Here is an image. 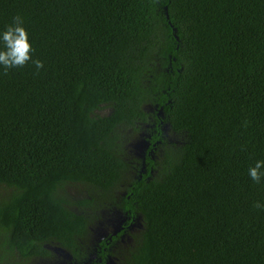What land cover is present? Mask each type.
<instances>
[{
    "label": "trees",
    "instance_id": "16d2710c",
    "mask_svg": "<svg viewBox=\"0 0 264 264\" xmlns=\"http://www.w3.org/2000/svg\"><path fill=\"white\" fill-rule=\"evenodd\" d=\"M16 16L44 67L0 70V264H264V0Z\"/></svg>",
    "mask_w": 264,
    "mask_h": 264
},
{
    "label": "clouds",
    "instance_id": "9594fccd",
    "mask_svg": "<svg viewBox=\"0 0 264 264\" xmlns=\"http://www.w3.org/2000/svg\"><path fill=\"white\" fill-rule=\"evenodd\" d=\"M34 49L22 17L16 16L12 23L0 29V70L22 68L29 62L36 71L44 67V62L33 58ZM249 179L255 183L264 181V160L257 159L247 169ZM255 209L264 210V202L255 201Z\"/></svg>",
    "mask_w": 264,
    "mask_h": 264
},
{
    "label": "rangeland",
    "instance_id": "374dc122",
    "mask_svg": "<svg viewBox=\"0 0 264 264\" xmlns=\"http://www.w3.org/2000/svg\"><path fill=\"white\" fill-rule=\"evenodd\" d=\"M72 192H75L74 190H76V189H70ZM0 191H1V188H0Z\"/></svg>",
    "mask_w": 264,
    "mask_h": 264
}]
</instances>
